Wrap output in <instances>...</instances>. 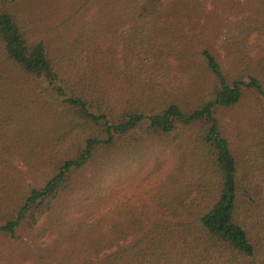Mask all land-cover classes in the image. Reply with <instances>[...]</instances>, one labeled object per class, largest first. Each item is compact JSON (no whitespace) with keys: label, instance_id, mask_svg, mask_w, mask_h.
Segmentation results:
<instances>
[{"label":"trees","instance_id":"16d2710c","mask_svg":"<svg viewBox=\"0 0 264 264\" xmlns=\"http://www.w3.org/2000/svg\"><path fill=\"white\" fill-rule=\"evenodd\" d=\"M207 1L0 0L7 264H264V3L226 64Z\"/></svg>","mask_w":264,"mask_h":264},{"label":"rangeland","instance_id":"374dc122","mask_svg":"<svg viewBox=\"0 0 264 264\" xmlns=\"http://www.w3.org/2000/svg\"><path fill=\"white\" fill-rule=\"evenodd\" d=\"M262 3H264V0H208L205 13L199 21L197 32L204 40L210 41L214 45V49L218 51L220 58L224 60L226 64H229L230 58L226 57L227 52L222 49V46L226 44L227 40V26L239 20L247 13L249 6H259ZM249 46V55L259 59L257 55L264 51V39L257 40L255 37H252ZM118 50L120 52V48ZM18 165L21 171L24 172L25 168L19 163ZM32 179L30 177L26 178L27 183ZM23 238V236L18 237L19 240H23ZM6 257L7 254L4 253L3 248L0 247V264H7ZM16 263L31 264V259L28 258L24 263Z\"/></svg>","mask_w":264,"mask_h":264}]
</instances>
